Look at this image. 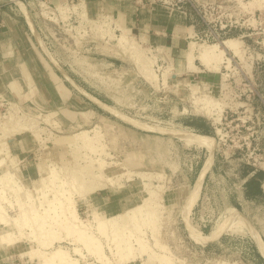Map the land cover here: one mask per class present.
I'll use <instances>...</instances> for the list:
<instances>
[{
	"label": "rangeland",
	"instance_id": "374dc122",
	"mask_svg": "<svg viewBox=\"0 0 264 264\" xmlns=\"http://www.w3.org/2000/svg\"><path fill=\"white\" fill-rule=\"evenodd\" d=\"M0 1L4 4L9 0ZM32 2L29 4L32 8L31 16L24 0L16 1V5L11 9L8 7L5 10L9 11L5 12L26 24V30L22 32L28 40L20 39V33L17 32V46H23L25 51L29 46L39 56L45 67L49 87L48 90L43 88V91L51 99L56 97V101L53 107H42L35 100L36 95L24 99L17 93L14 97L0 93V145L7 143L10 152L8 156L0 155V159L5 158L0 174L11 172L14 177L13 180L0 182V206L7 218L15 220L9 230L15 233V244L6 247L10 253V264H40L44 257L58 249L67 252L78 264H166V259L170 264H264L252 233L254 230L264 243V198L245 199L240 201L239 206L236 204V193L241 188L237 171L242 166H250L245 161L254 145L250 149L246 145L239 149L237 147L252 132L255 138L260 139L255 141L260 150H256L252 157L259 159L260 165L257 167L264 164V104L260 100L264 99V8L258 6L255 0H192L197 12L189 4L184 5L178 11L186 12L193 24L203 25L199 35L182 44L187 49L184 55L192 42L208 45L219 43L225 49L222 41L231 38L241 42L242 53L240 58L226 51V56L231 58L229 68L227 64H222L219 69L209 70L195 60L197 68L189 70L185 58L176 64L164 49L143 43L131 31L120 27L114 17H92L85 8L88 20H82L73 9L83 4L80 1ZM61 4L69 9L64 14L57 10ZM108 18L111 25L106 24ZM203 19L210 23L209 29ZM225 24L229 29L230 24L237 25V28L233 26L229 31L228 28L220 30L221 25ZM121 29L136 42L133 49L137 50L136 53L118 44L117 38L123 32ZM235 29H241V32L236 33ZM24 41H28V44ZM109 63H113V66H109ZM146 68L154 74V80L147 77ZM251 69L254 71L252 74L249 73ZM245 72L249 73L250 78L244 76ZM70 77L101 102L80 87H73ZM71 94L80 96V101L85 96L89 97L95 100V104L89 102L84 106L78 99L72 100ZM202 94L210 95L218 103L217 107L210 108L211 113L207 112L202 102L196 103V98H202ZM102 104L137 122L139 126L105 109ZM11 117L20 123L32 120L35 129L39 130L40 138L29 131L13 135L11 128L15 123L8 119ZM195 117L208 123V135L185 128V123ZM219 117L222 118V124ZM45 118L54 121L56 125L53 122H49V125L44 123ZM160 129L191 131L214 139L212 165L202 181L197 197L188 207L186 199L210 156L209 151L206 146ZM85 131L87 137L95 141L90 145L91 148L98 147L97 153L83 148L85 144L73 148L76 152L73 153L72 148L54 143L55 137ZM23 140L28 146L26 153L19 152ZM245 141L247 144L250 142ZM88 156H94L95 161L99 159L107 161V164L112 162V166L118 164L127 173L117 186L98 190L87 195L86 199L76 198L77 213L85 222L91 220L93 211L104 218L117 216L108 217L87 206L89 198L103 191L119 190L123 194L130 191L127 194H132V197L128 196V210L143 202L146 194L142 179L138 176L130 177L128 173L156 174L160 177L151 181V187L155 190L151 222L140 221L136 225L127 223L119 228L118 238L129 239L128 243L132 246L128 257L125 254L124 258L120 257L125 251L117 247L112 233L106 237L94 228L90 233L102 244L106 258L104 263L89 254L82 245L73 242V238L58 225L52 229L55 238L52 236L54 239H50L51 242L46 241L48 235L45 234L40 236L44 244L38 240L39 222L32 208L37 211L39 208L40 215L45 217L43 209L53 201L52 205L65 203L59 190H65L67 186L61 182L66 181L69 167L75 163L84 164V161H89ZM74 158L78 160L75 162ZM216 160L221 164L212 174ZM39 165L48 174L45 175V184L38 174ZM14 180L23 187L18 196L13 191L16 185ZM56 189L57 194L53 193ZM25 190L30 192L27 194L30 198ZM56 195H59L57 198L60 201ZM228 208L239 211L243 220L241 224L227 225V228L207 241L193 237L192 231L209 238L227 219ZM56 210L49 211L46 217L57 213L61 215V210ZM4 227L0 228L8 229ZM138 239L145 247L142 252H139L140 248L136 244ZM54 264H59L58 260H54Z\"/></svg>",
	"mask_w": 264,
	"mask_h": 264
},
{
	"label": "bare ground",
	"instance_id": "6f19581e",
	"mask_svg": "<svg viewBox=\"0 0 264 264\" xmlns=\"http://www.w3.org/2000/svg\"><path fill=\"white\" fill-rule=\"evenodd\" d=\"M255 2L258 4V6L264 8V0H255ZM240 3H241V1H240ZM250 4L252 5L253 3L250 2ZM244 6H245V4H244ZM73 9L75 10V13H77L80 16V18L82 20H88V17H87V14H86V10H85V7L83 6V4H81L79 6H74ZM57 10L61 14H64L69 9H66V7L63 6V4H61V5H59L57 7ZM110 23H112V22H110V20L108 18L107 21H106V24L107 25H111ZM100 24H102V23H100ZM101 26H103V25H101ZM121 30L123 32H121L122 35L119 38H117L118 44L120 46H122L124 49L128 48V49H132V51H133V49H135V43L136 42L133 41V39H131L127 35V33L124 31V29H121ZM94 34H96V33H94ZM222 43L224 44L225 49H222L220 47L219 43L208 45V44H197L195 42H192L188 46V51H187V54H186V67L189 70H195L197 68L196 65H195V60H198L206 69H209V70L219 69L220 65H222V64H227V67H228L231 64V58L226 56V51L227 50L231 51L234 56H237V57H240V58L242 57V53H240V45H241L240 41H238L237 39L231 38V39H227L225 41H222ZM135 51H137V50H134L133 53ZM136 55H138V53ZM138 56H140V54ZM138 56H136V57L139 58ZM146 69H147V71H146L147 72V74H146L147 77L151 78L152 80H154L155 79L154 74H152L151 71L148 68H146ZM147 81H148V79H147ZM194 93H196V92H194ZM207 95L206 94H202V98H196L197 99L196 103L202 102L203 105H205V109H207V112L211 113V109L210 108L217 107L218 103L215 100L212 99L213 97L211 98L210 95L209 96H207ZM98 103L100 104V102H98ZM102 106H104L105 109L106 108L110 109L111 112L114 111L112 108L108 107L105 104H102ZM114 112H115V114L123 117L119 112H116V111H114ZM13 117L8 118V119H10L13 122V124L15 123L12 126V128H11V130H12L11 132H13V135H14V133H22V132H25V131H29V132H32L33 135H35L36 138H40L39 137V130H38V128H37V130L35 129V126H34L35 124H33L31 122L32 120L31 121H27V122L25 121V123H20L16 118L14 119ZM124 118L125 117H123V119ZM125 119H126V121H132V120H130L128 118H125ZM49 122L50 123L53 122L52 124H54V121L51 122L49 118H45L44 119V123H48V125H49ZM132 122H134V121H132ZM134 123L136 125H138L137 122H134ZM10 125H11V123H10ZM54 125H56V124H54ZM14 126H16V127H14ZM13 127L15 128V130H13ZM36 127H37V125H36ZM161 131L170 132L173 135L178 136L180 138H184V139L196 142L198 144H201L203 146H206L208 151H209L210 156L208 157V159L206 160L204 166L202 167V169H201V171L199 173V176L197 178V182H196V184L194 186V189L192 190V192H190L191 194L189 193L190 195H188L189 198L186 199L187 207H188L190 205V203L192 201H194V198L197 197V194L199 192V189H200V186L202 184V181H203L207 171L210 169V167L212 165V162H213L212 149H213L214 139H212L210 137H207V136H203V135H199V134L197 135V134L191 133V131L190 132H188V131H178V130H174V131L161 130ZM10 135H12V133ZM87 135H88V133H87ZM87 135H86V131H85V132H82V133H79V134H76V135L74 134V135H71V136L55 137L54 138V143L58 144V145H66L67 147L72 148V152L73 153H76V152H74L73 148L78 147L79 144H85V147H83V148H88L90 151L95 153L96 149L98 147H96V149L95 148H91L92 147L91 145L93 144L92 143L93 139L87 137ZM93 142H95V141H93ZM4 143H6V142H4ZM9 154H10V152H9L8 147H7V143L6 144H2L1 143V145H0V155L8 156ZM78 154H79V152H78ZM90 156H91V154H90ZM80 157H81V155L79 156V158ZM3 158L0 159V168H1V166L3 164H5L4 163L5 158L4 159ZM88 158H89V161H84L85 162L84 164L75 163L71 168L68 166L69 169L67 171L68 172L67 176H66L67 179L64 177V179H66V181H64V180H63L64 182L60 181L62 183V185L67 186V189H65V190H64V188H63V190H61L59 188L60 189L59 192L61 194L60 196H63L62 199L66 200V201H64L65 203H63V204L56 203L57 205L56 204L52 205V203L54 201L52 202V199H51V202H52L51 205H48L47 206L48 208L47 207L44 208L43 209L44 212L41 210L47 216L49 211L50 212H52V211L55 212V211H58L56 209H60L61 210V215H58V213H57V214H55V216L52 215L50 217H46V216L42 217V215H40L41 213L39 212V208H38V211H37V210H34V207L32 206L33 208H32L31 211H32L33 215L37 216L36 218H37V220L39 222L38 223V226H39L38 230H39L40 235H39V239L38 240H42L40 242L42 244H44L43 243V237H40L42 234L48 235L46 241H49L50 239L51 240L54 239L55 237H54V234H53L54 232H52L53 231L52 229H53V227L55 225H58L59 228L64 230L69 237L73 238V240H74L73 242H76V243H79L80 245H82L87 250V252L89 254H91L92 256H95L97 258V260H99L100 262L104 263L106 258H105V255L103 253V248L101 246L102 244H100L98 242V240H96L94 237H92L93 235H91V233H90V230H93V228H94V229L97 230V232H99V234H102L103 236L105 235L106 237H108V235L112 233L114 235V237H115V240H116L117 244H118L117 247L121 251H125V253L120 255V257L121 258H124L125 256L128 257L130 255L129 253H130V249H131L132 246L130 245V243H128L129 239L126 238V239L122 240V239L118 238L117 234H118V231H120L119 228L122 227L124 224H127V223H132L133 225H136L140 221H146L147 220V221L151 222L150 218L153 215L151 206L153 205V202H154L153 201V199H154L153 198L154 197L153 193H155V190L151 187V181L153 179H159L160 177H159V175H156V174L144 175V174H141V173L139 174V173H136V172H135V174L128 173L130 175V177L138 176V177H140L142 179V181L144 183V186H143L144 187V192L146 194V197L144 198L143 202L140 205H137V206L133 207L132 209L128 210L124 214L117 215V216L110 217V218L101 217L98 213L93 211L91 213V220L89 222H85L79 217V215L77 213V210H76V198L86 199L87 195H90V194H92V193H94V192H96L98 190H102V189L110 188V187H113V186H117L121 182L123 176L126 175V173H127V171L123 167L118 165V164L117 165L113 164L114 166H112L111 165L112 162H111V164H107L106 163L107 161L103 162L102 160H99V159H97L95 161L94 160V158H95L94 156H93V158H90L88 156ZM75 160H78V159L74 158V161ZM111 168H114V170H111ZM63 170L66 171V168H64ZM49 173H51V172H49ZM38 174L40 176V180L43 182V184H45V182H47V180L45 181V179H47L46 178L47 176H45V175H48V174H45L44 168L41 167L40 165H39V168H38ZM13 179H14V177H13V174L11 172H7V173L2 174V175L0 174V182H3L4 180L10 181V180H13ZM60 180H62V178ZM41 181H40V183H41ZM57 181L58 180H56V182ZM14 183L16 185L14 186L15 188L13 189V191L18 196L19 192L22 190L23 187H21L20 184H18V181H16V180H14ZM56 186H57V184H56ZM46 187H47V185H46ZM59 187H61V186L59 185ZM50 188L53 189V187H50ZM36 191H39V190L36 189ZM50 191H52V190H50ZM57 192L58 191L56 189V191L53 192V193L57 194ZM25 193L27 195L30 192L28 190H25ZM57 196H59V195L55 196L56 199L59 198V197L57 198ZM73 196H75V198H73ZM28 197L30 198L31 196H28ZM49 199L47 198V200H49ZM60 200L61 199L59 198V201ZM44 202H46V201H44ZM39 203H41V202H39ZM34 206H35V204H34ZM41 207H42V205H41ZM227 212H228L227 219L224 222H222L211 233V236H209V238L206 237V236L205 237H201L199 235L200 233L197 234L198 232L196 233V232L192 231L193 237H195L197 240H200V241H207L208 239H212L223 228L224 229H225V227L227 228V225L234 224V223L241 224V222L243 220H242V217H241L239 211H237L236 209H233V208H228ZM48 218H49L50 221H48ZM56 218L59 221H57ZM14 223H15V220L7 218L5 216V212L3 211L2 207L0 206V227L1 226H5L4 228H8L7 230H4L3 228H0V247L6 248V247L13 246L15 244V241H16L15 240V233L9 231L11 229V227L14 226ZM237 226H240V225H237ZM250 228L251 227H249V230H250ZM43 230H45V233H44ZM252 233H253V237L255 238L254 241L257 243V245L259 247V250H260L261 254L264 257V243L260 239V237L255 233L254 230H253ZM52 236L54 238H52ZM57 239H59V238H57ZM49 242H51V241H49ZM136 242H137L136 243L137 246L140 248L139 252L144 251L145 247H144V244L142 243V241L138 239V240H136ZM124 254H125V256H124ZM42 256H44V255H42ZM54 260H58L59 264H78L74 259L71 258L70 255H68L67 252L62 251L61 249H58V250L54 251L48 257H44L43 262L41 261L40 264H54ZM165 263L166 264H170L168 259H166Z\"/></svg>",
	"mask_w": 264,
	"mask_h": 264
},
{
	"label": "crops",
	"instance_id": "0c3cea01",
	"mask_svg": "<svg viewBox=\"0 0 264 264\" xmlns=\"http://www.w3.org/2000/svg\"><path fill=\"white\" fill-rule=\"evenodd\" d=\"M16 1L22 2L23 0H9L4 4L0 1V93L8 94V96L12 95L13 97L17 93L18 96L24 99L27 96L36 95L35 100L38 101L40 106L53 107L56 97L53 96L51 99L43 91V88L48 90L49 87L47 86L48 81L44 73L45 67L42 65L39 56L29 46L26 51L23 46L21 48L17 46L19 45L17 32L20 33V39H27L22 32L26 30V24L20 22V18L15 19L5 12L9 11L5 10L8 7L11 9L12 6H15ZM24 1L31 16L32 8L29 4H32V1L37 3L41 0ZM62 1H80V3L85 5L86 10L92 17L98 18L101 15L114 17L120 27L131 31L143 43L164 49L176 64L182 58H185L186 62V55L184 54L187 49L185 50L182 44L188 39L199 35L203 30L201 23L193 24V22H190L191 20L186 12L170 10L153 4L152 0H53V2L57 3ZM234 32L240 33L241 29H235ZM24 42L28 44V41ZM109 66H113V63H109ZM185 70L187 71V68ZM70 80V84L73 87H80L84 90L75 82L74 78L70 77ZM85 92L99 100L87 91ZM71 95L72 100L76 98L80 101V96ZM80 102L85 106L89 102L94 103L95 101L85 96ZM87 112L89 111L87 110ZM185 125V128L193 132L204 133L205 135L210 133L208 123L201 118H190ZM22 143L23 146H20L19 152L26 153L28 149L26 141L23 140ZM220 164L218 160L214 161L212 174L217 171V166ZM236 176L241 180V188L236 193L237 202H235L237 206H239L240 201L247 199V188L255 190L256 198H264V171L256 170L251 166H242L237 171ZM128 193L123 194V191L119 190L103 191L98 196L89 198L87 206L108 217L118 215L130 208L128 196L132 197V194L127 195ZM227 200L229 201V199ZM261 257L264 259L262 255ZM5 263L10 264V253L8 249L0 247V264Z\"/></svg>",
	"mask_w": 264,
	"mask_h": 264
},
{
	"label": "built area",
	"instance_id": "2783aa9c",
	"mask_svg": "<svg viewBox=\"0 0 264 264\" xmlns=\"http://www.w3.org/2000/svg\"><path fill=\"white\" fill-rule=\"evenodd\" d=\"M152 3L153 4H157V5H161V6H163V7H166V8H168V9H170V10H175V9H177V10H180V9H182V7L184 6V5H186V4H189L196 12H197V10H196V6L192 3V0H170V1H166V0H152ZM199 14V13H198ZM199 16H200V14H199ZM201 17V16H200ZM203 23H204V25L209 29V25H210V23L208 22V21H206L205 19H203ZM236 24V23H235ZM228 25H221V27H220V30H224V29H226V28H228L227 27ZM234 26V28H237V25H233V24H230L229 25V27H230V29L228 28V30L227 31H229V30H231V28ZM225 32H223V34H224ZM217 40L219 39L218 37H215ZM241 38H244V37H241ZM226 68V67H225ZM225 70H227V69H225ZM252 72L254 73V71L251 69L250 70V72L249 73H251L252 74ZM249 73L248 72H245L244 74H246V75H244V76H247L248 78H250V75H249ZM245 79H246V77H245ZM246 80H248V79H246ZM260 100H261V102H262V104H264V99H261L260 98ZM227 117H225V119H226ZM257 120H259V119H257ZM221 123L220 124H222V118H220V120H219ZM244 123H247V121H244ZM249 131V130H248ZM245 140H250V142H249V144H247L246 143V141ZM260 139H257V138H255L254 137V132H252L251 134H249V135H247V137H245V139H244V143H242L239 147H237V149H239L241 146H245L246 145V148L247 149H250V147L252 146V145H254L251 149H252V153L250 154V156L246 159L247 161H245L246 163L245 164H247V165H250L251 167H253L254 169H256V170H260V171H264V164L263 163H261V165L263 164V166L261 167H257V165H260V162H259V159H257V157H252V155H254L255 154V151L256 150H260L259 149V144L258 143H255V141H259ZM254 142V143H253Z\"/></svg>",
	"mask_w": 264,
	"mask_h": 264
},
{
	"label": "trees",
	"instance_id": "16d2710c",
	"mask_svg": "<svg viewBox=\"0 0 264 264\" xmlns=\"http://www.w3.org/2000/svg\"><path fill=\"white\" fill-rule=\"evenodd\" d=\"M246 195H247V199H254V198H256V196H255V190L253 188H249V189L247 188Z\"/></svg>",
	"mask_w": 264,
	"mask_h": 264
}]
</instances>
